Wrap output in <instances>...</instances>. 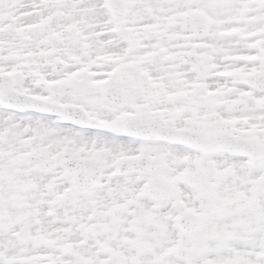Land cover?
Masks as SVG:
<instances>
[{
	"label": "snow or ice",
	"instance_id": "1",
	"mask_svg": "<svg viewBox=\"0 0 264 264\" xmlns=\"http://www.w3.org/2000/svg\"><path fill=\"white\" fill-rule=\"evenodd\" d=\"M0 264H264V0H0Z\"/></svg>",
	"mask_w": 264,
	"mask_h": 264
}]
</instances>
